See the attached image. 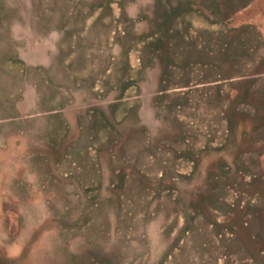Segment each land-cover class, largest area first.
Returning a JSON list of instances; mask_svg holds the SVG:
<instances>
[{"label": "rangeland", "instance_id": "1", "mask_svg": "<svg viewBox=\"0 0 264 264\" xmlns=\"http://www.w3.org/2000/svg\"><path fill=\"white\" fill-rule=\"evenodd\" d=\"M0 264H264V0H0Z\"/></svg>", "mask_w": 264, "mask_h": 264}, {"label": "trees", "instance_id": "2", "mask_svg": "<svg viewBox=\"0 0 264 264\" xmlns=\"http://www.w3.org/2000/svg\"><path fill=\"white\" fill-rule=\"evenodd\" d=\"M176 16L174 12L165 11L163 14V20L160 23V33L156 35L157 32H151L146 35V38L156 36V38L148 43V46L154 47L157 50L158 56L161 63V75L159 79L160 91L165 90L164 84H166L167 78L171 70L172 62V40L177 33L173 30L170 23L172 19Z\"/></svg>", "mask_w": 264, "mask_h": 264}, {"label": "crops", "instance_id": "3", "mask_svg": "<svg viewBox=\"0 0 264 264\" xmlns=\"http://www.w3.org/2000/svg\"><path fill=\"white\" fill-rule=\"evenodd\" d=\"M21 12V11H20ZM22 12H27V11H22ZM21 14V13H20ZM19 18H25V19H27L28 18V23H33V21L31 22V19L33 18L32 17V15H29V14H27V15H24V16H22V15H19L18 16ZM30 20V21H29ZM25 22H23L22 23V25H24L25 26V24H24ZM29 27V29H31V27L33 28V29H35L36 30V28L33 26V24L32 25H30V26H28ZM51 32H53L52 30L51 31H49V32H47V35L48 34H50ZM22 60H23V62H24V64L25 65H27V66H31V65H28V64H31L30 62L31 61H27L25 58H23V57H20ZM26 61V62H25ZM41 65H39V66H43L44 68H46L47 69V67L49 68V66H52V65H54V59L52 60V59H39V61H38ZM28 90H29V93L31 92L32 94H36L38 91H37V89H36V87H34V86H30L29 88H28ZM23 103H19V106L20 107H22L23 105H22Z\"/></svg>", "mask_w": 264, "mask_h": 264}]
</instances>
